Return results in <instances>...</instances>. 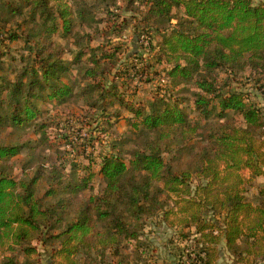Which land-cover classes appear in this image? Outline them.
<instances>
[{
  "label": "trees",
  "instance_id": "trees-1",
  "mask_svg": "<svg viewBox=\"0 0 264 264\" xmlns=\"http://www.w3.org/2000/svg\"><path fill=\"white\" fill-rule=\"evenodd\" d=\"M97 1H0V22L21 17L16 24L26 31L1 32L21 38L27 50L17 69L0 62V130L34 123L39 142L50 143L38 103L76 95L107 122L119 116L105 104L123 107L133 134L128 158L113 143L98 161L86 155L81 169L76 162L68 172L57 162L36 163L23 165L20 177L9 162L28 142L1 141L0 264H42L38 245L50 247L51 264H101L108 257L121 264L127 250L140 258L147 252L140 221L155 214L169 227H193L188 262L182 256L179 264H219L222 243L235 264H264V202L245 195L246 183L264 176V109L242 89L264 95V0H127L129 20L106 29L113 37L129 29L142 51L113 43L107 31L99 33L105 44H91L94 34L85 28L99 22ZM101 1L117 15L115 0ZM55 36H72L74 49ZM149 72L145 81L153 88L138 98L130 82ZM239 73L240 88L233 85ZM183 83L194 88L193 117L174 90ZM94 165L105 186L84 195Z\"/></svg>",
  "mask_w": 264,
  "mask_h": 264
},
{
  "label": "rangeland",
  "instance_id": "rangeland-1",
  "mask_svg": "<svg viewBox=\"0 0 264 264\" xmlns=\"http://www.w3.org/2000/svg\"><path fill=\"white\" fill-rule=\"evenodd\" d=\"M101 2V0H98L96 2L97 6L93 8L94 16L96 20L99 21L98 24L92 25L90 31L87 30L89 27L85 28L86 32L94 34V40L91 44H105V41L107 40L105 37L106 35L103 34L102 36V33H99L101 31H107V34L112 35L111 38L113 43H123L126 50L136 48L139 51H142V48L135 44H131L132 38L129 35V29L126 28L122 32V37H113L111 30L106 29V26L116 25L121 22L122 19L128 21L130 15L128 10L132 5H129L127 0H115V6L110 7L113 12L117 14L114 15L110 14V11L105 12L104 5ZM115 7H117V10ZM4 13L5 12H3L2 15H4ZM20 21L21 17L14 16L11 21L12 24L4 26V23L0 22V62L2 63L1 66L8 70L11 68H19L21 58L26 56L27 50L21 38L12 41L7 36L9 33L4 35L2 32L16 31L24 36L26 32L25 27L16 24ZM126 21L123 22V24H125ZM6 28L7 30H5ZM78 31L79 29L76 26L74 32ZM54 40L63 46L65 50L70 51L74 49L72 36L66 38L55 36ZM143 52L147 53L145 50ZM136 63L138 67H141L139 61ZM72 73L73 75H78L77 69L73 70ZM238 76L239 79L234 82L233 85L240 88L244 76L241 73H239ZM152 77V72H149L145 73L141 79L137 77L130 82L131 88L132 86L138 88V98L150 94L154 83L153 80L148 82L145 81V78L148 79ZM224 77V73L220 74L219 82H221V79ZM178 88H180L179 94L185 99L184 109L187 115L193 117L195 112L191 104V92L194 89L192 84H179L174 90H178ZM242 89L249 91V94H251V100L264 109V95L260 93L257 87L244 86ZM105 103L106 101H104V104ZM38 105L42 111V116L39 119L46 120L49 123L46 131L50 143L41 144V142H39V134L35 133L34 123L31 125H25L21 128H6L0 130V142L14 139L19 142H28L29 148L24 147L22 153L11 158L9 162L12 166V173L16 177H20L22 170L21 167L23 165L33 166L36 163L48 165L49 163L57 162L58 164H62L65 172H68L70 164L76 162L78 164L77 168L81 169L83 165H87L86 155L95 158V161H98V155L104 151L111 150L113 143L116 144L115 148L116 150H119L121 156L128 158L129 151L132 147L133 134L130 132V127L125 120V117L130 114L123 107L118 106L116 103L110 105L105 104V111L107 113L113 114L118 112L119 116H108L109 122H107L105 117H101L105 115H102L100 110L95 111L86 105L84 99L76 95L61 103L45 101L38 103ZM227 117L237 125L242 123L241 118L235 113L229 112ZM216 119V117L212 116L210 122H214ZM204 125L206 126L205 128H209L208 125ZM103 131L106 132L102 133ZM65 135L71 137V145L66 144L65 139L67 138H64ZM195 143L196 146H198L202 145L203 141L197 138ZM91 168L95 172V175L90 183V189L85 190L84 195L99 193L105 186L101 176L96 173V165L91 166ZM245 189L246 198L252 203L264 202V191H261L262 189L264 190V176H259L248 181L245 185ZM140 222L143 224L140 239L144 242L147 252H145L146 254H142L140 258H135V254H131V251L127 250V259L121 264H125L126 262H128V264H137L136 260L140 261L138 264H179L178 261L182 256H184L188 262V257H186V255L190 253V249L192 248L193 227H169L157 214L143 217ZM38 249L41 253L42 264H51L46 252L50 247H45L44 251L42 246L38 245ZM101 264L113 263L111 262V258L108 257L105 261H102Z\"/></svg>",
  "mask_w": 264,
  "mask_h": 264
},
{
  "label": "crops",
  "instance_id": "crops-1",
  "mask_svg": "<svg viewBox=\"0 0 264 264\" xmlns=\"http://www.w3.org/2000/svg\"><path fill=\"white\" fill-rule=\"evenodd\" d=\"M218 263L219 264H235L233 262V257L226 250L224 243H222L221 247H220V254H219Z\"/></svg>",
  "mask_w": 264,
  "mask_h": 264
}]
</instances>
